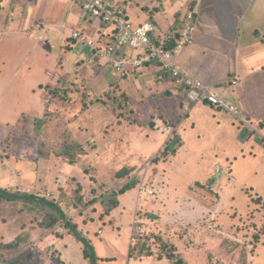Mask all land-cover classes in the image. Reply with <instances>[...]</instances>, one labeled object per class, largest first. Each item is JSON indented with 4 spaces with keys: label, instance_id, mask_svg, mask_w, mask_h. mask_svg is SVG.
<instances>
[{
    "label": "rangeland",
    "instance_id": "1",
    "mask_svg": "<svg viewBox=\"0 0 264 264\" xmlns=\"http://www.w3.org/2000/svg\"><path fill=\"white\" fill-rule=\"evenodd\" d=\"M133 1L150 10L166 0ZM85 66L54 87L65 101L47 97L53 104L45 114L0 126V187L55 201L78 231L96 221L89 240L106 258L100 264H264V139L252 132L246 143L229 129L216 139L211 120L194 124V112L180 126L186 142L175 157L164 152L182 141L175 130L149 155L152 133L175 129L185 113H164L160 98L137 102L120 82L104 90L85 78ZM109 80H116L112 71ZM135 180L136 198L124 194L123 204L108 211L103 198ZM47 222L32 205L1 203L0 264L23 253L20 264H65L43 240L64 237L67 221L51 230ZM6 243L19 247L8 250Z\"/></svg>",
    "mask_w": 264,
    "mask_h": 264
},
{
    "label": "crops",
    "instance_id": "2",
    "mask_svg": "<svg viewBox=\"0 0 264 264\" xmlns=\"http://www.w3.org/2000/svg\"><path fill=\"white\" fill-rule=\"evenodd\" d=\"M115 1L135 23H153L159 35L180 31L186 15L194 12L195 42L181 50L178 63L235 105L246 120L239 126L250 135L240 134L239 126L232 124L231 118L235 117L227 111L207 103L188 109L186 93L176 88L157 66L126 77L116 74L94 48L73 38L75 31L83 32L104 47L111 37L110 28L83 16L73 0H0V126L20 125L24 117L45 114L53 104L46 98H51L61 77H77V70L87 65L91 68L85 78L104 90L120 82L122 92L135 101L138 99L137 102H141L142 96L146 101L160 98L164 113H185L173 129L182 139L176 154L186 142V129L181 135L180 126L187 116L194 117V112V124L205 118L211 120L217 131L216 139L222 136V130L228 129L238 132V139H246V143L252 139V132L264 139V0H166L150 10L141 1ZM56 40L60 43L57 47ZM110 71L116 77L113 82L109 80ZM233 79H237V85L232 84ZM162 132L152 133L149 155L160 152L171 139L172 135ZM134 155L138 156V152L131 153V158ZM136 195V190L130 191L122 198H136ZM83 224L79 232L91 240L97 222ZM69 234L65 238L48 236L43 241L55 246L65 264H90L84 258L82 243ZM43 241L39 240L38 244ZM99 258L101 263L106 260Z\"/></svg>",
    "mask_w": 264,
    "mask_h": 264
},
{
    "label": "built area",
    "instance_id": "3",
    "mask_svg": "<svg viewBox=\"0 0 264 264\" xmlns=\"http://www.w3.org/2000/svg\"><path fill=\"white\" fill-rule=\"evenodd\" d=\"M84 15L99 21L101 26L111 29V38L106 46L100 47L83 32L75 31L73 38L96 50L98 56L107 61L119 76L139 72L146 67L157 66L167 75L174 86L186 93L187 105L207 103L229 112L240 122L246 123L239 109L218 94L214 88L191 76L178 63L182 49L194 45L196 18L189 12L180 31L159 35L157 27L150 22L135 24L115 0H73ZM237 85V79L232 80ZM173 128L166 126L163 132L173 135Z\"/></svg>",
    "mask_w": 264,
    "mask_h": 264
},
{
    "label": "trees",
    "instance_id": "4",
    "mask_svg": "<svg viewBox=\"0 0 264 264\" xmlns=\"http://www.w3.org/2000/svg\"><path fill=\"white\" fill-rule=\"evenodd\" d=\"M61 80L62 79H60L58 82L61 83ZM65 80H68V79H65ZM65 94L66 93L64 92V95ZM64 95L62 94V92H59L56 88L53 91V95L51 97H53L54 99L58 98V99H62L65 101L66 96L62 98V96ZM176 142H177V145L175 148H173L172 145H167V147L164 149V152L175 156L177 153V149L180 148L182 145V142L180 139L179 140L177 139ZM59 156L61 157L64 156L65 160H67L68 159L67 157H69V154L67 155L65 153H62V154L60 153ZM69 161L71 165H74L76 163V161L74 160H69ZM124 175H126V173H122L120 176L124 177ZM136 182L137 180L133 181V183H129L125 185L124 187H122L120 190L116 192H111L108 196L105 197V199L103 198L102 203L103 205L107 206V210L108 211L113 210L116 207H118L120 205L119 198L122 195L126 194L127 192L131 191L135 187ZM79 201L81 202L83 201L81 197L79 198ZM18 202H23L25 204L32 205L35 208L40 209L41 212H45V214L47 215V219H48V222H47L48 224L46 223L45 227L48 230L55 228L56 225L60 224L63 221H67L64 226L68 229L69 233L73 237H75L80 243H82L84 258L89 260L90 264H99L101 259L97 255L95 248L93 247L91 241L88 238H86L81 232L78 231V228L75 224L67 220V215L65 211L59 206L58 203H56L55 201H49L45 199L44 197H39L38 195H35V194H29L25 192H14V191L0 187V204L1 203H18ZM18 247L19 246L17 243H6V249L8 250H13V249L17 250ZM21 256H18L10 260L9 264H20L19 263L20 259H22ZM1 260H3V257L0 256V261Z\"/></svg>",
    "mask_w": 264,
    "mask_h": 264
}]
</instances>
